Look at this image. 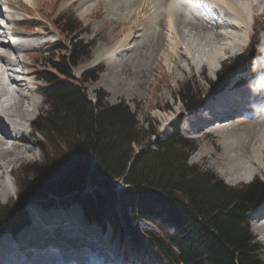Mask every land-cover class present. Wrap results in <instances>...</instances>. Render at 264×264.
I'll return each instance as SVG.
<instances>
[{
    "label": "trees",
    "instance_id": "16d2710c",
    "mask_svg": "<svg viewBox=\"0 0 264 264\" xmlns=\"http://www.w3.org/2000/svg\"><path fill=\"white\" fill-rule=\"evenodd\" d=\"M51 23L65 43L53 45L59 55L47 56L50 67L42 70L40 86L47 109L33 123L42 135L61 141L60 148L54 145L59 177L50 193L61 198L83 192L90 183L94 189L87 195L88 207L75 196L85 213L98 216L93 213L100 209L95 200L104 196L108 208H119L124 215L128 235L136 241L139 237L148 240L169 264H264L262 245L246 221V212L264 200V181L256 178L231 186L213 171L190 163L195 141L177 129L157 138L156 148L150 149L156 127L143 128L126 105H104L101 95L92 102L81 81L74 79L73 67L90 57L95 43L80 37L81 20L64 11ZM263 63L264 49L252 39L245 53L222 65L212 84L221 88L237 71ZM175 96L189 111L202 101L191 80L182 82ZM120 181L124 186L116 189ZM13 207L11 211L6 204L0 209V225L22 223L23 213L9 220L18 203ZM150 216L171 227L167 238L137 227L138 219Z\"/></svg>",
    "mask_w": 264,
    "mask_h": 264
},
{
    "label": "bare ground",
    "instance_id": "6f19581e",
    "mask_svg": "<svg viewBox=\"0 0 264 264\" xmlns=\"http://www.w3.org/2000/svg\"><path fill=\"white\" fill-rule=\"evenodd\" d=\"M19 1L21 5L32 3L33 8H39L45 1L55 2L56 0ZM63 1L69 3L77 1L78 4H82L88 0ZM173 1H177V4L168 3L164 9L161 8L164 0H120L121 5L105 4L109 11L116 13L115 19L123 29H126L125 24H128L130 31L125 35L124 41L133 42L132 48L137 43L145 41L156 48L164 47L163 53L157 54L156 60L161 61L159 65L165 64L173 74L186 65L200 66L201 63H207L209 70L214 73L219 68L218 61L226 53L234 54L244 47L248 40L247 37L244 39V36L246 33L249 35L251 17L255 19L264 14V0ZM2 3L5 4L3 7H1ZM0 4V13L4 8L13 15L22 9H27L18 4L15 5L14 0H0ZM132 7H135L136 16L129 18ZM114 9L119 11L116 12ZM35 19L38 21L37 18ZM20 20L21 18L15 16L13 22L18 24ZM205 20L206 24H204ZM34 21V19L25 20L28 24ZM15 24L8 31L12 29L19 37L27 38L16 42L14 51L20 48L23 52L18 57L11 55V48L4 40L6 33L0 26V199L10 196L4 173H12V169L17 164L33 159L35 146L38 144L32 132L33 128L36 130V125L33 124L35 120L32 121L31 117L32 111L39 108L40 102L35 97L39 87L34 88L36 78L32 77L33 69L28 66L29 61L26 57L30 50L44 43L42 39L33 43L28 41L34 36L41 38L44 28L40 26L39 30L27 32L16 27ZM165 34H168V37ZM120 48L112 46L106 51L115 52ZM101 56L93 60L97 61ZM181 58L185 60L186 65L180 62ZM256 72L257 70H254L250 76H246L250 81L245 85L241 83L235 86L239 79L245 78L244 74L237 77L228 86L229 88L216 94L215 97L211 96L205 106L190 115V121L197 123L211 115L225 116L237 109L247 111L243 105L249 100L251 94H261L264 91V73L260 76H252ZM249 91L251 94H247ZM221 107L223 108L218 110ZM257 116L260 118H256ZM213 125H219L212 130H217L216 135L219 137L221 151L216 157L220 158V171L226 175L227 183L233 184L241 179L245 180L255 174L257 169L264 168V113L217 121L208 127L211 128ZM197 152L198 156H203L211 151L209 147L201 146L198 147ZM43 196L36 195L38 198H34L35 196L31 198H34V202L24 205L26 212L23 210L20 212L25 215L22 223L15 227L7 224L0 226V264H21L22 259L30 253L32 255L41 250L44 253L40 252L39 259L33 258L35 262L43 263L42 261L61 259L76 260L80 264L83 262L85 264L88 262L82 258L83 253H79V250L95 241L101 244L95 250V257L98 260L105 253V258H110L108 255H111L113 258H118L120 264L134 263V259L137 258L136 253L131 255L126 248L121 247V235L115 236L112 226L107 225L100 217H89L75 196L61 198L52 196L48 199H43ZM261 214H264V204L253 213V217H259L258 219L261 220L255 222L253 228L264 239V218H262L264 216H259ZM50 227H56L53 229L54 232H62L66 237L62 240L55 234L53 235L56 239L50 237ZM126 234L128 235L127 232ZM63 240L67 243H63ZM55 245L58 248L56 253L45 254L48 247ZM51 248L55 247H50L49 250ZM141 264L144 262L142 261Z\"/></svg>",
    "mask_w": 264,
    "mask_h": 264
},
{
    "label": "rangeland",
    "instance_id": "374dc122",
    "mask_svg": "<svg viewBox=\"0 0 264 264\" xmlns=\"http://www.w3.org/2000/svg\"><path fill=\"white\" fill-rule=\"evenodd\" d=\"M171 2L174 1L164 0L161 8H166L168 3ZM14 3L15 5L18 4L23 8H27L26 10L22 9L17 14L13 15L14 17L21 18L18 24H16L18 28L27 32H32V30L37 29L39 30L40 26H43L44 28L41 38L36 36L32 38V41L34 42L42 39L41 41L44 43L37 45V47L30 50L26 57L29 61L28 66L33 69L32 77L36 78V86L34 88L37 86L39 87V85L43 83V80L40 78L42 70L50 67V64L48 63L49 57L45 56H55L60 54L59 51L56 52L53 50V45L62 39L58 35L57 29L51 24L50 20L56 15L60 16L62 11L72 9L74 15L81 20L84 27L80 33V37L87 42L92 40L95 41L91 49L90 57L81 61L76 67H73L72 70L74 79L81 81L83 91L92 102H97L99 95H101V103L104 105H126L130 111L135 114V118L143 125V128L150 129L151 126H154L157 129L158 135L164 136L171 131V127H173L180 117L184 116V118L187 119L189 115V112L184 108V103L179 97L175 96V93L182 82L186 80L193 81L204 102H206L211 96H217L215 94L221 91L213 87L214 85L212 83H209V80L214 81L215 73L220 69L213 73L212 70H209V65L207 63H201L200 66L186 65L184 62L185 60L181 58V60H178L186 66L182 69H177L175 74H173L171 69L165 64L164 66L159 65V62L161 63V61L156 60L157 54L160 55L163 53L164 47L156 48L153 44L145 41L144 43H137L132 48L133 42L128 40L124 41L125 35L130 31L127 27L128 24H125L126 29H123L122 25L115 19L116 13H112L109 11L108 6H105V4L109 3L121 5L120 0H88L82 4H78L77 1L74 3H69L63 0H56L55 2L45 1L43 6H39V8H33V6H31L32 3L29 5L23 3V5H21L19 0H14ZM174 3L177 4V1ZM68 4L71 5L66 6ZM4 5L5 4L2 3L1 7ZM134 8L135 7H132V9H130L131 12L129 18L136 16ZM114 11L118 12L119 9H114ZM35 18H37L38 21H36ZM33 19L35 21L30 24L25 22V20L30 21ZM206 23L207 21L204 24ZM250 26L251 27L248 28L249 35L246 33L244 39H246V37L249 41L250 39H253L254 43L263 50L264 14L255 19L251 17ZM140 27L141 26H139V28ZM165 36L168 37V34H165ZM61 42L65 43L64 41ZM112 46H117L118 48L121 47L122 50L120 48L118 49L119 51L117 50L108 53L106 50ZM247 46L248 43L239 49L237 53H226L219 61L220 67L239 53H245ZM100 55L102 56L97 61L96 59L95 61L93 60ZM163 59L164 58H162V61L165 62V59ZM156 62L158 64H156ZM170 64H172V62H170ZM251 72L252 69H248L242 73L241 76L244 74V77L247 75L250 76ZM39 73L40 76L38 77ZM90 73H93V76L83 80V78ZM235 79L236 78H234V80ZM249 81L250 79L247 77L245 82H242V85H245L246 82ZM251 81L254 82L253 79H251ZM35 97L39 100L40 104L39 108L32 111V121L37 119L38 116L43 114L47 109V103L39 89L38 92L35 93ZM260 117L257 116L256 118ZM147 119H150V123L147 122ZM179 130L182 135L188 137L181 127H179ZM212 131L209 132L204 139L199 137L195 139L196 148L189 156L190 163L198 164L204 169L213 171L215 175L231 186H237L256 178L264 181L263 168L257 169L255 174L245 180L241 179L233 184L227 183L226 175L220 171V158L216 157L218 152L221 151V145L218 143L219 137L216 135L217 130ZM32 132L35 140L38 142L35 146L34 158L27 159L23 163L17 164L12 169V173H4V180L9 185L10 196L8 198L0 199V209L3 206H6V204H10L9 210H14V207L12 208V206L19 203V198H21L22 195L28 193H33L27 200L28 203L34 202V198H38L35 196L31 199L35 194L34 190L36 191V194L40 192L41 194L46 193L43 196V199H48L53 196L48 189L43 188L40 190L37 185L42 183L43 185L48 184L56 187V178L59 177V171L57 165L58 152L54 145H57L60 148L61 141H54V136H50V134L47 133L44 136L34 128ZM155 137L156 136L151 137L152 144L149 146L151 149L155 147ZM134 146L136 147V145ZM201 146L209 147L211 152L203 156H198L197 149ZM22 182L24 184H21ZM120 186H124V183H120ZM91 190L92 186L89 185L86 188V195L79 194L80 196H77L80 202H83L86 207H88L91 202L90 197L87 196L89 193H92ZM127 199L131 200L129 197ZM95 201L97 207L100 209L97 211L95 210L93 213L97 214L102 221L107 223V225L112 226L115 236L118 234L121 235V247L126 248L131 255L136 253L138 262L143 261L144 264H169L168 259L165 256H161L148 240L139 237L137 241L135 239L133 241L132 236H129L130 238L128 237L126 234L128 230L124 224V215L121 214L119 208H115L114 211L112 208H108L107 204H105L104 196L100 201L98 199ZM41 202L44 203L45 201L41 200ZM55 203L59 204V202ZM18 209V213L22 212V210L24 211L23 206ZM24 212H26V210ZM15 214L11 215L9 220H11L13 216H16ZM21 219L24 220L23 216ZM247 220L251 227L252 234L255 236V240L262 245L263 251L260 254L264 257V239L260 233H257V231L254 230V225L249 214H247ZM137 226L141 232L144 229H151L163 238H167L171 234V228L154 217H149L147 220H138Z\"/></svg>",
    "mask_w": 264,
    "mask_h": 264
},
{
    "label": "water",
    "instance_id": "95a60500",
    "mask_svg": "<svg viewBox=\"0 0 264 264\" xmlns=\"http://www.w3.org/2000/svg\"><path fill=\"white\" fill-rule=\"evenodd\" d=\"M38 187L40 188V190L44 188V189H48V191H51V190L55 189V187H53L52 185H48V184H44V185H43L42 183L39 184ZM39 188H38V189H39ZM32 190H33V189H32ZM32 190H31V191H32ZM31 191H30V192H31ZM28 192H29V191H28ZM32 192H33V191H32ZM34 192H35V194H34L32 197H34V196H36L37 194H39V193L36 194V191H35V190H34ZM40 193H41V192H40ZM32 194H33V193H28V194H24V195H22V196H21V200H19L18 207L23 206L26 202H28L27 200L29 199V197H30ZM40 196H41V195H40ZM32 197H31V198H32Z\"/></svg>",
    "mask_w": 264,
    "mask_h": 264
}]
</instances>
